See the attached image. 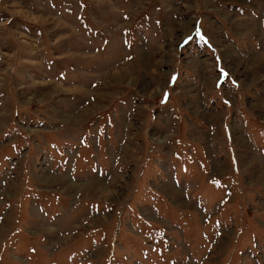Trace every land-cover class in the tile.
Wrapping results in <instances>:
<instances>
[{
	"label": "rangeland",
	"instance_id": "rangeland-1",
	"mask_svg": "<svg viewBox=\"0 0 264 264\" xmlns=\"http://www.w3.org/2000/svg\"><path fill=\"white\" fill-rule=\"evenodd\" d=\"M0 264H264V0H0Z\"/></svg>",
	"mask_w": 264,
	"mask_h": 264
}]
</instances>
